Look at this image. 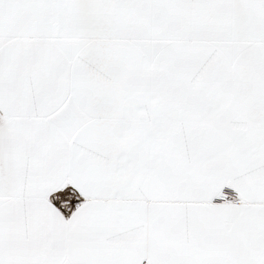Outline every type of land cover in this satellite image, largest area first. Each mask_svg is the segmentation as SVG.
<instances>
[{
  "label": "snow or ice",
  "instance_id": "1",
  "mask_svg": "<svg viewBox=\"0 0 264 264\" xmlns=\"http://www.w3.org/2000/svg\"><path fill=\"white\" fill-rule=\"evenodd\" d=\"M0 264H264V0H0Z\"/></svg>",
  "mask_w": 264,
  "mask_h": 264
}]
</instances>
